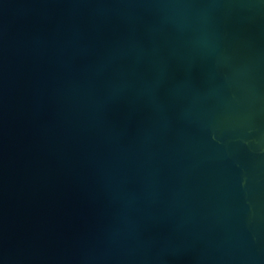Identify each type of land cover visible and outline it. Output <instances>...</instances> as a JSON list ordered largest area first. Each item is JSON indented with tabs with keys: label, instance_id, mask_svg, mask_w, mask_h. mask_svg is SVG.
<instances>
[{
	"label": "water",
	"instance_id": "95a60500",
	"mask_svg": "<svg viewBox=\"0 0 264 264\" xmlns=\"http://www.w3.org/2000/svg\"><path fill=\"white\" fill-rule=\"evenodd\" d=\"M0 264H264V0H0Z\"/></svg>",
	"mask_w": 264,
	"mask_h": 264
}]
</instances>
